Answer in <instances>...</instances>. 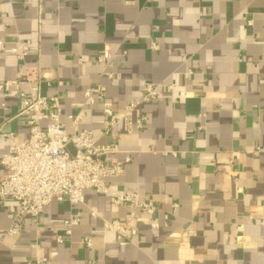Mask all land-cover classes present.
I'll use <instances>...</instances> for the list:
<instances>
[{
    "label": "crops",
    "instance_id": "1",
    "mask_svg": "<svg viewBox=\"0 0 264 264\" xmlns=\"http://www.w3.org/2000/svg\"><path fill=\"white\" fill-rule=\"evenodd\" d=\"M0 38V133L28 138L17 94L3 84L37 67L63 82L69 133L87 129L98 144L118 145V161L129 159L105 185L156 206L154 215L136 210L120 236L104 224L131 210L86 190L77 207L53 200L37 223L24 216L9 237L6 201L0 264H264V0H0ZM17 42L27 45L24 60ZM104 50L106 67L96 60ZM93 85L104 87V101L71 127L67 116ZM149 85L158 96L132 113V121L144 117L142 128L129 132L120 121L105 130V119ZM8 145L0 136V154ZM74 212L80 224L58 244Z\"/></svg>",
    "mask_w": 264,
    "mask_h": 264
},
{
    "label": "built area",
    "instance_id": "2",
    "mask_svg": "<svg viewBox=\"0 0 264 264\" xmlns=\"http://www.w3.org/2000/svg\"><path fill=\"white\" fill-rule=\"evenodd\" d=\"M251 25V21H248ZM5 42L0 38V50ZM19 60L27 55V45L17 42L14 45ZM111 56L104 50L97 56L98 63L108 66ZM192 73L189 72L188 75ZM42 85L56 90L48 95L42 92ZM7 92L13 89L17 94L16 117L28 127V138L22 142L15 141L12 133L1 134L8 139L7 152L0 154V166L4 174L0 179V204L8 201L7 217L9 227L6 235L18 234L22 228V219L28 215L37 223L43 209L51 201H66L77 207L83 203L86 190L97 194H108L113 206H126L131 212L123 219H114L104 224L106 231L120 236L127 235L135 221L136 210L154 215L156 206L151 200H140L126 192L113 191L105 185L108 178H117L124 174L128 158L118 161V145L113 142L98 144L92 133L81 129L70 134L61 119L62 106L59 89L63 82L44 78L37 67H25L23 72L3 84ZM158 96V87L149 85L140 101L128 103L122 115L112 114L104 121L105 130L124 122L129 132L133 128L141 129L144 117L132 121V113L140 102H147ZM105 99L104 87L93 85L83 93L81 108L67 119L71 127H76L83 118L86 109H90ZM47 119L44 126L42 121ZM80 224V215L74 212L63 221L62 234L56 238L58 244L68 241L72 232ZM87 247L91 246L88 237L83 238ZM36 263H39L37 260Z\"/></svg>",
    "mask_w": 264,
    "mask_h": 264
}]
</instances>
